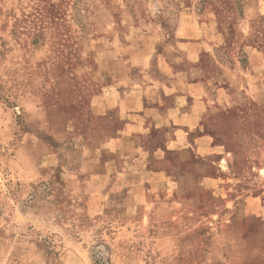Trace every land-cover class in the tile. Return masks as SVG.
I'll list each match as a JSON object with an SVG mask.
<instances>
[{
	"label": "rangeland",
	"instance_id": "1",
	"mask_svg": "<svg viewBox=\"0 0 264 264\" xmlns=\"http://www.w3.org/2000/svg\"><path fill=\"white\" fill-rule=\"evenodd\" d=\"M156 1L0 0V264H264V104L246 91L206 120L215 156L163 154L153 131L145 148L163 159L111 174L116 156L100 150L134 134L121 111H93L115 73L138 74L113 57L127 39L120 14L170 32L158 11L179 8ZM228 1L219 11L236 23L241 4ZM146 165L197 178L153 179Z\"/></svg>",
	"mask_w": 264,
	"mask_h": 264
},
{
	"label": "crops",
	"instance_id": "2",
	"mask_svg": "<svg viewBox=\"0 0 264 264\" xmlns=\"http://www.w3.org/2000/svg\"><path fill=\"white\" fill-rule=\"evenodd\" d=\"M171 1L179 8L175 17L162 12L164 8L158 11L159 16L170 18V32L162 23L158 25L152 20L145 23L147 30L139 32L143 29L137 26L133 15L120 14L127 39L113 57L123 56L117 61L119 66L138 68V74L128 70L115 73L93 99L95 115L121 111L127 118L125 122L122 117V130L131 128L134 133L112 137L101 147L100 150L108 146L111 149L124 143L123 150L119 148L121 152L109 149L116 156L109 164L111 174L126 172L136 156L143 159L144 155L146 162L150 158H155V162L163 159L162 153L189 150L198 158L215 156L219 147L211 135L204 133L212 109L231 105L232 96L243 91L259 105L264 104V0H238L241 12L236 23L231 12L219 11L222 7L218 0ZM160 4L163 6L165 0L154 5ZM169 37V53H159L157 46L166 43ZM131 48L136 52L130 51ZM240 53L245 54V61ZM147 68H157L159 76L154 77ZM153 131L163 134L165 153L162 148L152 154L146 150L149 139L146 134ZM180 133H184L183 137ZM145 174L153 179L173 180L177 185L185 179L197 178L189 172L173 177L148 165ZM208 180L212 178H203L204 182Z\"/></svg>",
	"mask_w": 264,
	"mask_h": 264
},
{
	"label": "clouds",
	"instance_id": "3",
	"mask_svg": "<svg viewBox=\"0 0 264 264\" xmlns=\"http://www.w3.org/2000/svg\"><path fill=\"white\" fill-rule=\"evenodd\" d=\"M53 3L57 2V0H52ZM211 123V122H210ZM181 137H183L184 133H180ZM191 154H184L183 159L187 160Z\"/></svg>",
	"mask_w": 264,
	"mask_h": 264
}]
</instances>
